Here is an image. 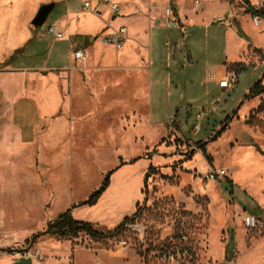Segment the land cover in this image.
Here are the masks:
<instances>
[{
    "label": "rangeland",
    "instance_id": "rangeland-1",
    "mask_svg": "<svg viewBox=\"0 0 264 264\" xmlns=\"http://www.w3.org/2000/svg\"><path fill=\"white\" fill-rule=\"evenodd\" d=\"M231 1L235 13L223 14L221 22L216 18L224 1L208 4V28H188L176 44L164 47L162 63H156L152 48V90L150 84L131 109L127 93L114 94L106 84L96 98L85 75L80 78L83 105L98 100L93 126L85 124L91 111H82L78 98L69 110L65 98L52 125L38 122L31 108L19 109V135L0 102V246L36 257L40 264H264V220L251 229L241 219L264 208V96H249L264 74V0H246L259 13L258 25L244 0ZM37 9L21 12L18 21H31ZM65 15L59 3L41 27H33L43 42L39 48L50 49L47 27ZM64 41L61 49L71 64L76 46ZM144 44L140 51L150 52ZM234 62L238 65L229 69L235 70L237 82L220 89L222 68ZM156 77H161L157 92ZM118 96L125 106L109 107ZM131 113L141 120L129 122ZM157 119L162 138L160 126L158 131L151 126ZM88 127L98 130V139L81 138ZM119 165L95 206L72 209ZM216 170L225 175L210 181L208 174ZM68 208L103 233L131 219L101 240L81 233L74 239L40 236L29 244L32 235Z\"/></svg>",
    "mask_w": 264,
    "mask_h": 264
},
{
    "label": "crops",
    "instance_id": "crops-1",
    "mask_svg": "<svg viewBox=\"0 0 264 264\" xmlns=\"http://www.w3.org/2000/svg\"><path fill=\"white\" fill-rule=\"evenodd\" d=\"M85 1L87 0H0V94L2 96L0 102L6 109V114L13 119L12 124L17 127L19 135L23 133L21 125L16 122L19 109L31 108L38 122L51 121L50 125L56 124L53 120L59 117L65 98L69 110L75 98L79 101L82 99L80 78L83 80L84 75L96 98L98 97L97 92L104 90L100 87L108 84V87L114 90V94L121 96L127 93V106L131 109L133 101L134 103L140 101L146 92L148 93L150 84L152 90V67L148 66L150 59L152 62V48H156L153 56L156 63H162L161 54L164 47L168 44H176L177 38L184 36L188 28L195 32L206 30L209 25L208 4L214 0H204L203 5L198 0L189 1V5L186 0H111L120 7L115 17L111 14L109 7L101 4L99 0H90L96 12L84 9ZM223 1L225 6L218 9L220 14L216 18L218 22H221L219 18H222L223 14L230 16L235 13L232 1ZM195 2L198 3L195 4ZM48 3H53L54 7L63 3L66 15L62 22L55 23L63 34L62 39L54 40L47 27L52 44L46 52L44 48H39L42 47L43 42L37 31H33L31 21L28 19L20 22L18 19L19 14L27 12L29 7H33L35 11L37 7ZM167 6L173 8L175 19L178 22V25L174 27L165 25L163 9ZM141 11H145L146 15L142 16ZM234 22H236V17L230 23L234 24ZM119 26H125L127 29L126 39L120 48L107 45L101 40L97 41L99 34L102 37L112 35ZM65 38L72 41V46H76L74 51L83 50L85 52L84 59H74L72 53L70 55L71 64H68L67 57L63 54L64 50L61 49ZM96 42L101 46H98ZM146 42L149 44L150 52L143 53L140 49ZM19 49L22 51L14 54ZM13 55L14 57L11 58ZM41 55L43 59L40 58ZM172 56L175 58V54ZM7 60L8 64L3 65ZM60 61H63V64L57 65ZM237 65L238 63L235 62L226 63L219 76L230 66ZM105 73L110 75L108 80L103 75ZM160 78L156 77V92ZM141 80H143L144 87H142ZM7 83L11 85L7 86ZM214 83L216 84V80ZM118 98L113 99L109 107L112 108L115 105V107L123 108L126 103L119 96ZM96 101H93L91 106L88 105L89 107L84 106L82 101L79 102L82 111H91V117L85 122L88 126H93L98 115L95 110L99 104L98 100ZM141 118L146 121V114ZM139 120H141L140 117L138 119L133 113L130 114L129 122L136 124ZM151 126H154L157 131L160 126L159 138L165 136L162 121L157 119ZM51 129L50 127L49 131ZM86 129H88L86 133L84 129L80 133L82 139H94L95 137L98 139L97 129L92 127ZM120 167L121 165L113 169L112 174L121 169ZM141 176L143 177L142 172ZM110 185L111 180L106 190L110 188ZM124 208L125 206L122 210ZM72 218L80 220L73 216ZM0 264L40 263L36 257L21 255L8 246H0Z\"/></svg>",
    "mask_w": 264,
    "mask_h": 264
},
{
    "label": "trees",
    "instance_id": "trees-1",
    "mask_svg": "<svg viewBox=\"0 0 264 264\" xmlns=\"http://www.w3.org/2000/svg\"><path fill=\"white\" fill-rule=\"evenodd\" d=\"M246 5H247V11L249 13L252 14V16L256 17V15H259V13L254 10L246 0H244ZM262 15V14H260ZM22 49L17 50L14 54L21 52ZM14 57L11 56V58ZM8 60L4 62L3 65L8 64ZM262 81H264V74L262 76V79H260L259 81H257L255 83V85L253 86V88L251 89L249 96L251 97H255V96H259V95H263L264 96V82L262 83ZM199 151H201V153L207 158V154L205 152L204 146L203 144H200L199 146ZM152 169L151 166H149V170ZM112 171H109L102 183L100 184V186L94 190L85 200L75 204L72 206L73 208L76 207H82V206H87V207H91L94 206L98 199L100 198V196L102 195V193L107 189L108 185H109V177L112 174ZM148 173L145 174L144 176V180H146ZM226 184L229 185L230 187L233 186L231 180H225ZM258 211L255 213H249L252 214L256 217H261L264 216V208H260L257 207ZM131 218L125 217L122 222L114 229L113 232L110 233H103L100 232L98 230H96L94 228V226L86 221L83 220H75L72 218L71 216V212L70 209H67L63 212H61L60 214H58V216L52 221L49 222L45 229L37 234H34L31 239L30 242H34L36 239H38L40 236L43 235H50V236H55L61 239H74L77 238L81 233L87 235L90 239L93 240H101V239H105L107 237H109L111 234L117 232L120 227H122L125 223H127Z\"/></svg>",
    "mask_w": 264,
    "mask_h": 264
},
{
    "label": "built area",
    "instance_id": "built-area-1",
    "mask_svg": "<svg viewBox=\"0 0 264 264\" xmlns=\"http://www.w3.org/2000/svg\"><path fill=\"white\" fill-rule=\"evenodd\" d=\"M101 4H105L109 7V10L111 14L114 15V17L119 13L120 7L117 3L112 2L111 0H99ZM198 2H195L197 4ZM83 8L87 9L91 12H96L95 8L92 7L91 1L87 0L83 3ZM164 16H165V25L168 27H174L178 25V22L175 19L174 11L171 6H167L163 9ZM219 20H222V18H219ZM253 22L258 25L259 20L257 17L253 18ZM48 32L52 35L54 40H60L63 38V34L61 31L58 30L57 26L55 25H49L48 26ZM126 32L127 29L125 26H119L117 30L109 36L102 37L100 40L101 42L112 45L115 48H120L123 44V42L126 39ZM73 58L77 60H82L85 58V52L83 50H76L73 52ZM237 82V74L235 70L227 68L223 74H221L218 77V86L219 88L223 90H228L234 87L235 83ZM224 170H216L211 171L208 174V179L210 181H214L215 179L224 176ZM242 223L246 228H257L264 220V216L262 217H256L252 214L245 213L242 214ZM172 258V255H171Z\"/></svg>",
    "mask_w": 264,
    "mask_h": 264
},
{
    "label": "water",
    "instance_id": "water-1",
    "mask_svg": "<svg viewBox=\"0 0 264 264\" xmlns=\"http://www.w3.org/2000/svg\"><path fill=\"white\" fill-rule=\"evenodd\" d=\"M53 7H54L53 3L41 5L38 8L35 16L31 20V25L35 28L41 27L44 24V22L46 21L50 12L53 10Z\"/></svg>",
    "mask_w": 264,
    "mask_h": 264
}]
</instances>
